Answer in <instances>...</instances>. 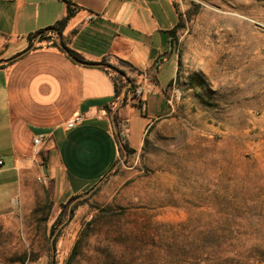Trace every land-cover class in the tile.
Here are the masks:
<instances>
[{
	"label": "rangeland",
	"instance_id": "rangeland-1",
	"mask_svg": "<svg viewBox=\"0 0 264 264\" xmlns=\"http://www.w3.org/2000/svg\"><path fill=\"white\" fill-rule=\"evenodd\" d=\"M176 7L180 99L64 205L36 178L0 214V264H64L82 230L69 264H264V0ZM158 113L132 120L134 144Z\"/></svg>",
	"mask_w": 264,
	"mask_h": 264
},
{
	"label": "crops",
	"instance_id": "crops-1",
	"mask_svg": "<svg viewBox=\"0 0 264 264\" xmlns=\"http://www.w3.org/2000/svg\"><path fill=\"white\" fill-rule=\"evenodd\" d=\"M72 1L76 7L61 43L54 34L57 45L39 44L37 34L29 46L27 36L62 18L66 4L0 0V39L5 41L0 62L11 60L0 67V214L14 208L39 176L46 178L43 187L56 206L94 188L116 163L119 135L138 148L148 126L172 110L166 90L178 76L170 33L178 18L176 0ZM66 48L87 62L76 61ZM102 59L129 62L133 69L119 65L126 76L141 82L146 74L153 91L117 104L111 72L96 63ZM163 101L169 106L165 111ZM152 110L159 113L134 144L132 120ZM76 115L80 120L68 127ZM36 135L45 137L38 148Z\"/></svg>",
	"mask_w": 264,
	"mask_h": 264
},
{
	"label": "trees",
	"instance_id": "trees-1",
	"mask_svg": "<svg viewBox=\"0 0 264 264\" xmlns=\"http://www.w3.org/2000/svg\"><path fill=\"white\" fill-rule=\"evenodd\" d=\"M62 1L66 4V8H67L66 14L62 18L58 19L53 25L48 26L45 29L38 30L37 32H35L33 34L28 35L27 38L29 41L28 42L29 46H31L33 44V39L37 34H39V38H38L39 44H41V43H45V44H49V45H57L58 44L56 38H58V39L60 38V35H61L64 27L66 26L69 18L73 15L74 8L76 7V4L72 0H62ZM183 26H184V20L182 19L181 14L178 12L177 21H176L175 25L173 26V28L170 30V33L172 36V38H171L172 47H175V45H176L175 40H176V33H177L178 29H180ZM54 34H56V38H54ZM59 42L61 43L60 39H59ZM66 50H67V53L72 58H74L76 61L87 62L83 58V56H81L78 52H76L70 48H66ZM10 62H11V60L1 61L0 67H3L4 65H6ZM117 62H118V65L107 62L105 59H102L101 61L96 62V63L100 64L103 68H105L108 72H111L112 80L114 83L115 96H117L121 92L123 87L127 86L129 89L134 85V80L129 78L128 76H126L125 71L122 68H120L119 65L130 66V68H132V69H133V67L129 64V62H127L125 60L118 59ZM172 82L173 81H171L169 83V85H171ZM122 103H124V102H122ZM114 119L116 121L115 116H114ZM152 124H153V122L148 126L147 130L152 126ZM119 138H120L119 139L120 142H118V150L119 151L124 152L126 155H129V154L135 152V148L130 146L126 139L122 138L120 135H119ZM76 196L77 195L72 196L68 201L74 199ZM76 206H77V204H73L70 207L68 217H70V218L73 217L74 210H75ZM60 220H61V217L58 216L56 218V223H59ZM91 224H92V220L88 221L86 223V229L90 228ZM55 228H56V226L53 225L52 231H51L53 234L56 235L54 239H56V237L58 235L55 232ZM235 233L236 234L237 233L243 234V232H239V231H235ZM83 235H85V230L81 231V236L75 241V243L72 247V250H71L70 254L68 255L67 259L65 260L64 264H69V262H71V260L74 258L75 254L77 253V249L79 247V244L81 242V238L83 237ZM49 264H54V256L53 255L51 256V260H50Z\"/></svg>",
	"mask_w": 264,
	"mask_h": 264
},
{
	"label": "built area",
	"instance_id": "built-area-1",
	"mask_svg": "<svg viewBox=\"0 0 264 264\" xmlns=\"http://www.w3.org/2000/svg\"><path fill=\"white\" fill-rule=\"evenodd\" d=\"M155 84L147 78L146 74H143L142 81L141 82H134V85L128 89L127 86L123 87L121 92L115 96V102L117 104H122V102H127L130 100H139L141 97L153 91ZM181 97V92L179 88L176 87L175 83L172 82L171 85L168 86L166 90V99L168 104L172 107L173 103L179 100ZM80 120V116L76 115L74 118L68 120L66 122V125L68 127H71L76 124L77 121ZM45 142V137L43 135H36L33 138V146L35 148H38L42 146ZM37 152L38 149H35ZM3 164V160L0 158V166ZM40 181L45 184L47 182L45 177L39 176Z\"/></svg>",
	"mask_w": 264,
	"mask_h": 264
},
{
	"label": "water",
	"instance_id": "water-1",
	"mask_svg": "<svg viewBox=\"0 0 264 264\" xmlns=\"http://www.w3.org/2000/svg\"><path fill=\"white\" fill-rule=\"evenodd\" d=\"M145 107V106H144Z\"/></svg>",
	"mask_w": 264,
	"mask_h": 264
}]
</instances>
